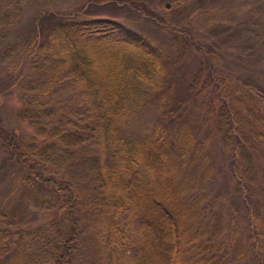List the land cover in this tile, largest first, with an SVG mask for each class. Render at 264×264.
I'll return each mask as SVG.
<instances>
[{"label": "rangeland", "instance_id": "obj_1", "mask_svg": "<svg viewBox=\"0 0 264 264\" xmlns=\"http://www.w3.org/2000/svg\"><path fill=\"white\" fill-rule=\"evenodd\" d=\"M93 18L121 24L160 58L155 72L125 61L122 135H162L171 202L190 230L201 228L224 264H253L251 231L264 223V0H0V126L39 174L28 181L0 138L3 255L25 233L20 264H51L59 230L70 233L62 202L72 192L66 264H108L102 124L54 32L60 21ZM24 107L34 121L18 117ZM66 127L73 146L59 139Z\"/></svg>", "mask_w": 264, "mask_h": 264}, {"label": "trees", "instance_id": "obj_2", "mask_svg": "<svg viewBox=\"0 0 264 264\" xmlns=\"http://www.w3.org/2000/svg\"><path fill=\"white\" fill-rule=\"evenodd\" d=\"M54 32L66 52V68L82 82L102 124V174L108 202L104 246L108 264L226 263L223 258H215V244L200 236L201 228L190 230L186 211L171 202L168 182L173 172L172 147L162 135L145 136L135 143L122 135V119L127 112L125 61L132 63L130 68L135 72L146 68L155 72L160 58L154 46L121 24L103 18L60 21ZM30 110L22 108L18 117L33 120ZM0 138L18 163L27 167V180L38 179L36 164L25 157L15 132H6L0 126ZM77 138L67 127L59 136L60 141L66 140V146L75 145ZM69 194L62 206H66V217L71 221L70 233L66 236L59 230L56 241L62 250L51 258V264H66L75 244L70 205L73 193ZM260 223V231H251L253 264H264V223ZM5 234L0 230V264L22 263L31 238L23 233L13 251L3 255Z\"/></svg>", "mask_w": 264, "mask_h": 264}, {"label": "water", "instance_id": "obj_3", "mask_svg": "<svg viewBox=\"0 0 264 264\" xmlns=\"http://www.w3.org/2000/svg\"><path fill=\"white\" fill-rule=\"evenodd\" d=\"M168 7V5H166Z\"/></svg>", "mask_w": 264, "mask_h": 264}]
</instances>
